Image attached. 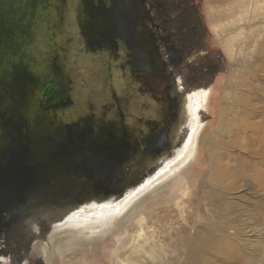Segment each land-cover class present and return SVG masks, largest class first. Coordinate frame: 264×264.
Masks as SVG:
<instances>
[{
	"label": "flooded vegetation",
	"instance_id": "obj_1",
	"mask_svg": "<svg viewBox=\"0 0 264 264\" xmlns=\"http://www.w3.org/2000/svg\"><path fill=\"white\" fill-rule=\"evenodd\" d=\"M57 2L61 13L65 3L69 4L68 21L70 20L71 26L67 28L80 44L75 62L80 60L85 68L91 71L94 69V72H90L82 69L80 64L73 68L79 69V77L82 75L77 81L79 85H74V100L76 103L80 102L92 89L95 93H100L101 81L97 72H106L107 68L108 80L115 89V133H100L104 137L101 138L90 136L89 130L82 132L70 129L66 133H81V139H73L67 135L54 142L55 149L79 151L80 155L77 159L76 156L73 159L70 156L68 162H64L60 155L55 156L59 158L57 166L61 167H58L56 177H52V183L63 185H59L63 189L60 193L61 200H57L54 191L46 190L48 179H40L39 184L46 186L38 187L41 198L32 211V217L36 220H31V216H28L26 226L30 232L39 222H43L45 226L52 225L49 228L66 229L78 238H92L106 224L112 226L115 223V208L119 204L128 202L134 194L144 189L145 185H151L156 178L160 180L171 170V166L178 163L181 164L180 167L183 166L184 154L191 148L185 143L201 120L207 91L205 85L211 80L215 70L210 65L213 62L212 55L207 51V46L202 44L196 27L202 23L199 6L191 0ZM40 15L35 13L33 37L35 34L39 38L44 37L45 21ZM18 17L16 15L12 19L17 20ZM112 50L116 53L121 51L128 59L123 68L114 64L112 67L105 66L108 60H113L110 59ZM23 57L20 56L21 59ZM38 65L41 66V62ZM7 69L3 74L11 73V76L0 80V119L13 114L16 116L12 117L10 126L0 124V162L5 163L0 164V168L7 164L27 167L28 164L35 165L36 160L48 165L46 151L49 144L40 142L39 138H44L35 133L40 125V114L33 108V97L26 92L25 84L29 83H25L17 73L12 74L9 67ZM121 69L126 74H121ZM13 70L14 68L11 71ZM26 71L28 72L27 68ZM34 75L37 80H41L44 72L35 71ZM118 77L120 85L117 82ZM23 78L25 80L27 76L24 75ZM51 85L50 88L55 89ZM52 89L47 87L45 91L56 97L67 94L65 86L60 87L58 92ZM124 89L127 93H123ZM105 92L110 93V89ZM53 97L50 98L48 108L63 112L62 108L67 106L69 100L57 104L52 102ZM101 108L102 106L95 105L85 107L91 114L94 111L99 114ZM91 130L94 133L93 128ZM13 131L17 133L14 143L11 142L12 135L16 134ZM35 149L46 151L38 150L41 154L36 156ZM68 163L76 164L75 170L68 172ZM41 166L43 165H35L28 176L31 171H38ZM64 170H67L65 176L66 173L74 175L73 183L60 180L65 177L60 176ZM143 179L144 182H140ZM70 189L71 192H68ZM82 194L86 198H79ZM71 195L75 198L69 200ZM24 210L30 213L25 207ZM9 219H12L9 225L12 231H17L12 225L19 219L18 212L14 218ZM5 226L3 223L0 229L6 230ZM5 239L3 235L1 240ZM47 254V250L36 254V264L46 262Z\"/></svg>",
	"mask_w": 264,
	"mask_h": 264
},
{
	"label": "bare ground",
	"instance_id": "obj_2",
	"mask_svg": "<svg viewBox=\"0 0 264 264\" xmlns=\"http://www.w3.org/2000/svg\"><path fill=\"white\" fill-rule=\"evenodd\" d=\"M55 1L51 9L55 13V7H58V12H60L58 0ZM230 1L229 14L237 11L239 14H234L235 18L237 17V24L244 23L246 28L255 26V33L250 32L249 37H246L249 43H251L250 36L254 37L252 41H256L259 33L264 30V27H261L264 22V0H228ZM37 8L38 0H28L25 13L19 15L14 22H8L6 26H3L5 29L10 28L11 34L8 40L0 41V46L4 49V51L0 50V80L11 76V73L3 74L4 71H8V67L12 74L17 73L18 77L24 76L22 67L24 57L21 59L20 56H28L25 52L27 44L31 42L29 34L35 25V17L32 18V14H37ZM68 8L69 4L66 5V12ZM69 12L66 13L68 19H70ZM61 24L66 28L71 26L70 20ZM237 24L234 31L239 30ZM232 37L234 38V35ZM250 45L254 47L256 62L263 61L262 64L250 66L244 74L247 79L253 81V78L264 71V39L254 46ZM78 64L82 69L89 70L80 60L75 62V65ZM13 68L14 70L11 71ZM45 68L39 66L38 63L31 66L32 73ZM77 70L79 69H73L76 87L79 85L77 81L82 78V75L80 77L77 75ZM89 71L94 72V69ZM117 82L121 84L119 77ZM37 83L38 80L33 85L25 84L26 92L33 97V103L37 94ZM63 86L62 83L61 87ZM245 88L243 109L236 116L238 119L235 118L232 123L231 131L235 134L230 137L231 150L221 154L224 158L223 155L228 156L229 153H233L232 168L227 169L226 164L221 165L216 154H209L208 171L206 172L209 187H204L203 201H200L201 206L198 204L199 207H196L195 211L184 213L182 221L179 217L172 218L170 223L172 227L164 228L163 231L157 233H153L152 227L144 225V214L149 212L147 209L152 205V201L178 194L197 166L199 153L202 151L201 149L199 151L200 136L209 122L204 123L202 118L185 143L191 148L188 153L184 154L183 166L180 167V163L171 166V170H168L160 180L156 178L151 185L146 183L147 186L145 185L144 189L134 194L126 202L127 204H119L115 208V223L111 224L112 226L106 224L92 238H85L86 236L78 238L66 229L49 228L52 225L45 226L43 222H39L38 226L29 232V237L32 236L34 243L31 246L32 255H29L28 259L36 263V254L47 250L46 262L40 264H77L84 258L97 263L96 257L99 256L101 248H105L111 253V258L108 260L112 264L118 262L120 264H264V102L261 99L264 98V81L258 80L256 84ZM208 96L209 93L206 91L202 111L207 107ZM249 120L254 122L250 123ZM238 124L240 129L237 127ZM63 159L64 162H68L67 159ZM33 167L27 171V176ZM1 169L0 174H2ZM39 169L37 172L41 175L38 178L39 180L44 179L45 176ZM202 172L200 170L197 177ZM195 175L196 173L192 179ZM211 175H214V181ZM28 179L24 184L9 188L6 194L0 191V208L10 209L6 215L7 219L16 216L17 211L13 210L16 208L15 204L20 201V203H25L20 205L22 207L20 215L27 213L24 210L25 207L30 212L27 214L31 216V220H36L32 217V211L41 198V191L37 186L35 190L31 188L33 186L25 188L29 182ZM201 179L205 180V175L198 177V180L202 182ZM227 179H230V182L225 184ZM140 182L143 183L144 179ZM177 184L180 185L170 192L163 193ZM242 188L245 189L242 190ZM62 192L61 189L60 193ZM248 194L253 196L249 197ZM173 204H176L178 209L183 208L179 200L174 201ZM33 224L36 225V223ZM106 227L108 229L105 230ZM134 229H138L137 242L129 239V231H134ZM154 238H157V243ZM85 250L89 252H82ZM0 260H2L1 257Z\"/></svg>",
	"mask_w": 264,
	"mask_h": 264
},
{
	"label": "rangeland",
	"instance_id": "obj_3",
	"mask_svg": "<svg viewBox=\"0 0 264 264\" xmlns=\"http://www.w3.org/2000/svg\"><path fill=\"white\" fill-rule=\"evenodd\" d=\"M55 2V0H42L38 3L37 13H39V15L41 14V19L44 18L45 21V28H43L44 37L39 38V35L36 36L35 34V36L32 37L30 44H27V50L25 52V54H28L32 66H34L35 63L41 62V66L46 67L43 70L44 76L40 78L41 80H38L36 89L37 94L34 99L35 103L33 104V108L40 114V125L38 126V130L35 128V133H40V136L46 138L51 136L52 133H66L70 129L82 132L89 130L90 136L104 138L102 137L103 134L100 136V133H106L108 131L115 133V89L108 80L107 68L106 72L99 70L97 73H99L98 77L101 81V92L95 93L96 91L94 92V89L89 90V93L86 94L83 100L78 103L75 102L73 68L75 67L76 61L75 55L80 50V44L74 34L71 33L70 29L63 27L61 24L68 22L66 15V5L68 3H65L63 13L58 12V7H55L56 12L54 13L51 6ZM191 2L196 3L199 6V15L202 23L197 24L196 27L199 33V38L202 40V44L207 46V51L212 55L213 62H210V65L213 66L215 70L211 80L205 85L209 96L206 109L201 111L203 122H209L200 136L199 151L200 149L202 151L199 153V162L189 175L188 181L185 182L187 179L183 181L185 183L182 190L178 194L170 196V198L164 196L153 200L151 203L152 205L147 209L149 212L144 214V225L152 227L153 233L163 231L164 228L170 229L172 227L170 226L172 218L179 217L180 221H182L181 219H183L184 213H191L195 211L199 205L201 206L200 201H203V189L204 187H209V183L206 179L209 154H216L218 162L221 165L226 164L227 169L232 168L233 162L231 158L233 153H229L228 156L223 155L224 158H222L221 154L225 151L231 150L232 146L229 141L230 137L235 134L231 131L233 127L232 123H234L235 118L238 119L236 116L243 109V97L246 91L245 87L256 84L258 80L260 82L264 81V71L260 72L257 77L253 78V81L247 79L244 75L250 66L263 63V61L256 62L254 58V47L250 44L254 46V44L260 43L262 39H264V30L259 33V37L256 36V41H252L254 37L250 36L251 43H249L246 36L249 37L250 32L253 34L255 33V26L248 27L250 28L248 29L245 27L244 23L237 24V17L235 18L234 14L237 15L239 12H230L231 14L228 12L229 7L231 6V1L191 0ZM262 23L263 25H261V27H264V22ZM236 24L239 26L237 27L239 30L234 31ZM233 35L234 38L232 37ZM200 53L204 54V52L201 51ZM110 59L113 60H108L105 65L106 67H112L114 64L119 68H123L126 60H128L121 51L116 53V51L113 50L111 51ZM53 71L59 73L58 77ZM120 72L121 74H126L124 69H121ZM51 80H54L52 83L55 88L54 91L56 90L58 92L62 83L67 89V94L64 93L62 97L59 95L53 97L52 102L57 104L69 100L67 106L62 108L63 112L61 113L50 110L48 104L51 103V100L42 96L43 90L45 91L47 87H52L49 82ZM70 86L71 89L68 90ZM108 88L110 89V93L105 92ZM125 88L127 89V87ZM93 92L94 94H92ZM123 93H127V90L124 89ZM117 97L118 102L120 103L119 96ZM67 98L68 100H66ZM261 99L262 102H264V98ZM93 105L99 107L102 106L99 114H97L96 111L93 112L94 114H91V111L85 109L86 106L89 107ZM249 122L252 123L254 121L249 120ZM237 127L240 129L239 124ZM91 128H93L94 133ZM248 133L250 132L248 131ZM234 139L236 140V137ZM238 154H240L239 151ZM127 168L129 169L130 166L128 165ZM200 170L203 171L200 176L202 177L205 175V180L201 179L202 182L198 180V177L200 176L197 177ZM56 172H58L57 169L55 170V173ZM65 172H67V170L62 171V175L60 176H65ZM195 173V178L192 179V176ZM211 176L214 181V175ZM64 179L73 183L75 178L73 174L66 173V176L60 180ZM48 182H53L52 177L48 179ZM229 182L230 179H227L224 183L226 184ZM29 185L30 184L27 186ZM179 185L180 184L174 185L163 193L170 192ZM27 186H25V188ZM245 188H242V190ZM46 190H50V188L47 187ZM57 190L58 188L55 187V191ZM60 190L61 189H59V193ZM88 193H90V190ZM248 195L249 197L253 196L251 194ZM79 198H86L85 194L80 195ZM177 200H179L180 206H183L182 209L176 208V204H173L174 201ZM17 203H20V201ZM9 212L10 209L0 210V226L6 221V215ZM129 228L127 230H129ZM148 233H150V231ZM129 234L130 240L134 242L138 241V229L129 231ZM3 235L4 233H0V240ZM30 239L32 240V238ZM154 239H156L157 243V238ZM33 243L34 242L29 241L23 245V248L18 249V252L23 254V259L15 256V254H11L8 257H3L2 260H0V264H36L28 259V256L32 255L31 246ZM100 251L101 252L98 254L99 256L96 257L99 263L98 261L95 263L94 260H87L84 258L77 264H112L108 260L111 258V253L105 248H101ZM82 252L89 251L85 250ZM115 264H120V262Z\"/></svg>",
	"mask_w": 264,
	"mask_h": 264
},
{
	"label": "water",
	"instance_id": "obj_4",
	"mask_svg": "<svg viewBox=\"0 0 264 264\" xmlns=\"http://www.w3.org/2000/svg\"><path fill=\"white\" fill-rule=\"evenodd\" d=\"M40 1H42V0H38V3ZM27 4H28V0H0V41L1 40H8V38L11 34L9 32L10 28L5 29L3 26H6L8 24V22H14L15 20H13L12 18H16V15L19 16L21 14H24L25 9L27 7ZM34 17H35V13L32 14V18H34ZM32 33H33V31H31L29 34V38L31 37V39L33 37ZM0 50L4 51L2 46H0ZM30 61L31 60H30L29 56H24L23 61H22V62H24L22 64V67L24 69L23 75L27 76V78H25V80H24V78L22 77V79L25 83H29V85H33L34 83H36L37 79L35 78V75H34L35 71L32 73ZM25 67L28 69V72L26 71ZM54 73L58 77L59 73H56V72H54ZM49 82H50V84H52L54 82V80H51ZM50 89H52V88L49 87V90ZM52 90H54V89H52ZM42 96L46 97L47 99L50 100V98H52L54 96V94H52L51 92H49V94H48L45 91L44 94H42ZM66 100H68V98ZM15 116H16L15 114L5 116V117L3 116V118L0 119V124H4V125L7 124L8 126H10L12 124L11 122H13L11 119H12V117H15ZM16 135H17V133L12 135V138H13V140H11L12 143H14L16 141L15 140ZM67 135L69 137H72L73 139H77V140L81 139V136H80L81 133H53L51 136H48L42 140H40L41 138H39L40 142L43 141V142L49 144V147L47 148V151L45 149H37V150L35 149L34 155L37 156L38 154H41V151H38V150H42L43 152L46 151V154L48 156V158H47L48 159L47 160L48 165L42 164L41 160H36L35 165H36V167H39V165H43V166H41V168L39 170L42 172V174L47 179H49L50 177H53V176L56 177L54 170L58 169V167H61V166H57L59 164V161H58L59 158H55L56 155H60L61 158L64 157L66 159H69L70 156L72 157V159H73V157L76 156V159H77L80 155V154H78L79 151L63 150V149L57 150L53 146L54 142L56 140L61 139L62 136L66 137ZM39 136H40V133H39ZM10 151H13V150H10ZM14 151L19 152L15 149H14ZM54 151H56V152H54ZM6 152H8V150ZM57 152H61V153L60 154H54ZM8 154H10V153H8ZM74 161L77 164H79L77 162V160H74ZM34 163H35V161H34ZM0 164H5V163L0 162ZM35 165L28 164L27 167H25V166H21L20 164H17L14 166H13V164H7L6 166H4V169L0 168L2 170V174H0V191L3 194H6L7 190L9 188L11 189L17 185L24 184L25 181L29 177H30V179H28V180H29V182H31L30 185H34L31 188H34V190L37 189L36 186L39 188L45 187L46 185L39 184V181H41V180H39L38 177L41 174L38 173L37 171H33V172L31 171L29 174L30 176L27 177V171ZM45 166H48V167L45 168ZM76 167H77L76 164H69V163L67 164L68 172L71 170H75ZM37 181H38V184H37ZM59 185L63 186V185L57 184V183H48L46 188L49 187L50 191H54L57 200L60 202L61 197H60L59 189H61V188ZM55 187L58 188L57 191H55ZM71 190L72 189H70V191H68V192H71ZM76 191H77V189H76ZM48 197L49 196H47V198ZM73 198H75V197L72 196L69 198V200L73 199ZM22 203L25 204L24 202H22ZM22 203H19L18 206L13 210V211H17L18 215H19L18 221L12 225L13 228L16 229L17 231H12L11 227L9 226L12 219H9V220L7 219L8 221H6V223H5L6 224L5 227L7 228L6 230L0 229V233H4V236L6 237L5 241L0 240V257H1V259L3 257H8L11 254H15V256H17L21 259L23 257V254H20L18 252V249L23 248L24 247L23 245L29 241L34 242L32 236L29 237V231H27L28 229L26 226V219L28 217V214L25 213V214L20 216V213L22 210L21 209L22 207L20 205H22ZM13 236H15V237H13ZM30 238H32V240Z\"/></svg>",
	"mask_w": 264,
	"mask_h": 264
}]
</instances>
